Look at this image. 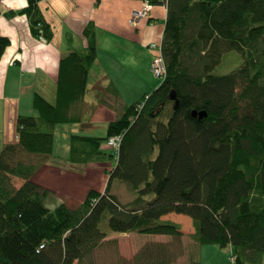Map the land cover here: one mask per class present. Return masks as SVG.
Masks as SVG:
<instances>
[{
  "label": "trees",
  "instance_id": "1",
  "mask_svg": "<svg viewBox=\"0 0 264 264\" xmlns=\"http://www.w3.org/2000/svg\"><path fill=\"white\" fill-rule=\"evenodd\" d=\"M39 1L6 15L25 14L32 35L50 42ZM146 1L167 10L165 78L125 105L103 136L70 135L69 163H110L102 192L89 189L77 207H48L50 190L32 179L52 155L55 126L81 120L97 56L91 22L87 47L59 61L55 102L35 92L36 114L17 116L16 141L0 151V264L83 263L114 232L179 242L180 223L162 219L170 213L191 219L196 250L188 264H200L202 245L231 247L237 264H264V0ZM9 44L0 34V58ZM227 61L234 66L224 70ZM114 136L117 149L106 144ZM114 180L132 199L119 200ZM178 242H150L121 264H175Z\"/></svg>",
  "mask_w": 264,
  "mask_h": 264
},
{
  "label": "crops",
  "instance_id": "2",
  "mask_svg": "<svg viewBox=\"0 0 264 264\" xmlns=\"http://www.w3.org/2000/svg\"><path fill=\"white\" fill-rule=\"evenodd\" d=\"M96 1L40 0L38 6L53 31L50 42H41L32 35L25 14L6 15L25 8L27 0H0V34L10 40L0 58V138L3 144L16 141L17 116L32 113L35 92L47 100H51L52 94L55 96L59 61L69 51L87 47L83 30L88 22L94 26L97 56L89 69L87 90L89 85L102 89L99 84L105 81L108 82L105 90L108 95L96 105L85 130L90 131L98 123L106 129L108 122L116 118L117 110L122 112L123 107L129 105L118 85L120 81L141 79L144 71L150 88L152 51L147 44L163 37L165 5H154L148 19L132 25L129 22L131 12L141 7V0H99L98 4ZM65 32L72 36L69 42L65 40ZM143 92L147 94V91ZM83 102L85 105L89 103ZM70 135L67 157L57 163L49 159L32 177L56 193L59 197L57 204H80L89 189L105 188L109 176L108 162L90 163L81 168L69 163ZM133 254L122 256L128 261Z\"/></svg>",
  "mask_w": 264,
  "mask_h": 264
},
{
  "label": "rangeland",
  "instance_id": "3",
  "mask_svg": "<svg viewBox=\"0 0 264 264\" xmlns=\"http://www.w3.org/2000/svg\"><path fill=\"white\" fill-rule=\"evenodd\" d=\"M229 63L224 67V70H229L234 66V62L227 61ZM123 67V66H122ZM217 71L222 72L219 68ZM152 77V83L150 84V88H148V76L144 71L141 73V79L135 78L134 80H129L126 78L125 80L119 82V87L124 93V97L126 103L132 104L137 102L141 99V97L146 93L152 92L160 83V79ZM108 82H101L99 86L102 89H94L88 86V90L86 93V97L83 101H87V105L78 104V111L81 109V120L79 122L73 123H64L55 126L54 129V143H53V150L52 155L50 156L51 162H61L64 160L68 155V141L69 135L73 133L77 134H85L88 133L93 136H103L106 132L105 126L102 123H98L94 125V127L90 131H86L87 124L91 121V117L95 111L96 105L103 99L107 97V93L105 90L107 88ZM48 100L50 103L55 102V96L52 94V97ZM85 105V106H84ZM168 110V109H167ZM118 113L121 110H117ZM118 113L115 117H118ZM29 114V113H27ZM31 114H36L32 111ZM113 117V116H112ZM102 126L104 128H102ZM68 136V137H67ZM4 146L2 138H0V151ZM107 166V165H106ZM110 168V165L107 166ZM22 182L19 178H12V183L15 186L20 185ZM102 183V182H101ZM105 187V186H104ZM99 190H104L102 186H97ZM111 191H113L121 202H127L132 199V194L128 191L126 185L123 182L118 180H114L111 185ZM59 197L56 193L50 191L49 194L46 195L44 201L48 207H54L57 204ZM68 205L71 207H77V202H67ZM165 219H169L175 222L180 223L181 230L183 232L182 237H180L179 242L176 240H172L168 236L163 235H145L139 234L135 232L130 233H110L108 237L103 241L95 250L94 253L91 255L93 259L86 258L83 263L74 264H121L122 262L127 261L123 258L122 254H126V256H130L132 253H136L138 250L141 249L146 244L150 242H154L155 240L161 241L164 239L168 243H179L182 254L178 257L175 264H188L189 262V254L196 249L193 246V241L191 239V233L193 231L192 224L190 219L186 215L170 213L164 216ZM102 227L106 228V223L102 222ZM135 254H133L134 256ZM233 255V251L231 247L227 248H220L218 245H202L199 247V260L200 264H231L230 256ZM132 258L129 261H131ZM249 264V263H246Z\"/></svg>",
  "mask_w": 264,
  "mask_h": 264
},
{
  "label": "built area",
  "instance_id": "4",
  "mask_svg": "<svg viewBox=\"0 0 264 264\" xmlns=\"http://www.w3.org/2000/svg\"><path fill=\"white\" fill-rule=\"evenodd\" d=\"M153 4L149 1H142L141 7L138 9H134L131 12L129 22L132 25L138 24V22L142 19H148L151 9L153 8ZM39 40L41 42H46L43 37H40ZM147 47L152 51V60L150 69L154 77L158 79L165 78L166 68L164 64L163 51H162V39L160 41H151L147 44ZM121 141V136H114L107 140V146L113 147L117 149L119 143ZM231 264H237L234 255L230 256Z\"/></svg>",
  "mask_w": 264,
  "mask_h": 264
},
{
  "label": "water",
  "instance_id": "5",
  "mask_svg": "<svg viewBox=\"0 0 264 264\" xmlns=\"http://www.w3.org/2000/svg\"><path fill=\"white\" fill-rule=\"evenodd\" d=\"M169 98L170 99H175V94H174V91H171L170 92V94H169ZM178 102L176 101V104H177ZM195 113V112H194ZM203 115V113L202 114H200V116H202Z\"/></svg>",
  "mask_w": 264,
  "mask_h": 264
},
{
  "label": "bare ground",
  "instance_id": "6",
  "mask_svg": "<svg viewBox=\"0 0 264 264\" xmlns=\"http://www.w3.org/2000/svg\"><path fill=\"white\" fill-rule=\"evenodd\" d=\"M43 33H44V31H43ZM38 35H40V34H38ZM144 96H145V95H144ZM142 98H143V97H142ZM142 98H141V99H142ZM143 99H144V98H143ZM143 101H144V100H143ZM138 104H139V103H138ZM131 105H132V104H131ZM137 108H138V107H137ZM133 110H134V109H133ZM138 112H139V111H138ZM134 113H135V112H134ZM53 139H54V138H53Z\"/></svg>",
  "mask_w": 264,
  "mask_h": 264
}]
</instances>
